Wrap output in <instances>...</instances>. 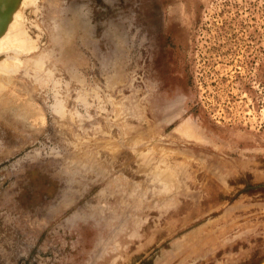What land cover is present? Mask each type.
I'll return each instance as SVG.
<instances>
[{"label": "rangeland", "instance_id": "1", "mask_svg": "<svg viewBox=\"0 0 264 264\" xmlns=\"http://www.w3.org/2000/svg\"><path fill=\"white\" fill-rule=\"evenodd\" d=\"M3 17L0 264L264 259V0Z\"/></svg>", "mask_w": 264, "mask_h": 264}, {"label": "bare ground", "instance_id": "2", "mask_svg": "<svg viewBox=\"0 0 264 264\" xmlns=\"http://www.w3.org/2000/svg\"><path fill=\"white\" fill-rule=\"evenodd\" d=\"M4 1H7V0H0V2H4ZM19 13V12H18ZM18 13L17 14H14L16 17H17V20H18V18L20 17L19 15H18ZM19 16V17H18ZM15 19V18H14ZM16 21V20H15ZM19 21V20H18ZM13 24H15V23H13ZM16 27V26H15ZM10 28V27H9ZM19 28V27H18ZM8 29V28H7ZM16 29V28H15ZM12 30V29H11ZM19 30H20V28H19ZM14 31V30H13ZM17 31H18V29H17ZM11 32V31H10ZM10 32L9 31H7V35H6V37H4V39L2 38V40H1V42H0V44H1V46L2 45H4V43H5V40L7 39H12L11 37H10ZM15 35H17V33H14ZM12 35H13V33H12ZM15 35H13V37H15ZM19 36V35H18ZM3 37V36H2ZM10 37V38H9ZM15 38H17L18 39V37H15ZM14 39V38H13ZM26 39V38H25ZM14 40H16V39H14ZM27 40V39H26ZM17 41V40H16ZM20 41V40H19ZM19 41L18 42H16L15 44H17L18 43V45H15L14 44V42L12 41L11 42V44L13 43L16 47L17 46H20L19 44L21 43V41H20V43H19ZM8 43H10V41L8 42ZM7 44V43H6ZM14 45H12V46H14ZM6 46V45H5ZM14 46V47H15ZM21 47V46H20ZM2 48H4V47H2ZM1 50V49H0ZM6 64H8V63H6ZM4 67V66H3ZM1 89V88H0ZM0 93L2 94V91H0ZM171 102H169V103H166V104H162L161 106H159L158 107V110L160 111V113H161V115L162 114H164V113H166V112H168L170 109H173L175 106H174V104H172V105H169ZM188 133H190V131H188ZM192 133H193V130H192Z\"/></svg>", "mask_w": 264, "mask_h": 264}, {"label": "water", "instance_id": "3", "mask_svg": "<svg viewBox=\"0 0 264 264\" xmlns=\"http://www.w3.org/2000/svg\"><path fill=\"white\" fill-rule=\"evenodd\" d=\"M12 9H13V6H11V9H10L11 11L8 12L9 14L7 13V15H6L7 18H6V19H9V15H10V14L12 13V11H13ZM5 23H6V21H4V17H3V19L0 20V26H1L2 29H3V26L5 25ZM1 28H0V30H1ZM258 264H264V259H263L262 261H260Z\"/></svg>", "mask_w": 264, "mask_h": 264}]
</instances>
